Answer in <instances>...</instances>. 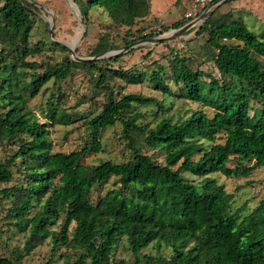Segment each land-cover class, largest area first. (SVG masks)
Returning a JSON list of instances; mask_svg holds the SVG:
<instances>
[{
  "label": "trees",
  "instance_id": "trees-1",
  "mask_svg": "<svg viewBox=\"0 0 264 264\" xmlns=\"http://www.w3.org/2000/svg\"><path fill=\"white\" fill-rule=\"evenodd\" d=\"M72 2L85 21L89 11L101 8L116 25L127 28L149 13L148 0ZM35 10L25 0H2L0 5V143L20 142L0 163V181L12 183L0 190V196L12 203L6 217L14 219L21 230L28 229L24 254L49 239L53 253L60 247L71 250L73 261L61 254L62 264H112L114 250L124 239L134 264H264V200L242 216L244 206L232 210L233 194L210 176L245 178L264 168V31L253 32L234 15L226 19L224 13L216 19L212 11L197 27L206 32V43L215 51L211 59L220 78L191 69L177 54L169 73L160 67L147 78L164 96L212 110L211 117L193 111L188 118L172 122L161 113L166 110L162 102L134 93L118 94L116 99L113 90L103 86L107 73L98 66L99 56L116 49L104 36L91 52L95 59L78 62L67 57L64 67L47 65L36 72L39 66L27 61L41 50L28 46ZM186 23L183 19L170 28ZM52 44L67 51L62 44ZM70 68L97 71L96 88L106 89L108 97L101 111L88 120L90 139L83 147L69 153L52 152L50 124H67L73 115L50 102L46 120L40 122L28 109V102L49 82L56 85L65 79ZM107 72L130 83H141L143 78L137 72ZM26 74H30L28 81H24ZM166 79L178 87L177 92ZM252 102L260 109L253 108ZM150 103L157 105L155 124L140 125L141 113L134 111V105ZM117 121L131 150L128 160L83 164L82 157L101 151V131ZM134 134L142 136V144L163 151L164 163L143 154ZM218 139L222 143H216ZM200 140L212 145L207 149ZM232 157L254 164L229 168ZM184 172L201 181L184 178ZM110 177L118 179L119 187L107 190L94 203L93 188ZM132 187L134 192L127 195ZM151 244L157 251L164 247L172 253L141 254ZM0 264L13 262L0 257Z\"/></svg>",
  "mask_w": 264,
  "mask_h": 264
},
{
  "label": "rangeland",
  "instance_id": "rangeland-1",
  "mask_svg": "<svg viewBox=\"0 0 264 264\" xmlns=\"http://www.w3.org/2000/svg\"><path fill=\"white\" fill-rule=\"evenodd\" d=\"M25 1L32 3L36 9L34 12L36 20L28 46L29 48L39 46L41 49L39 54L29 57L27 61L35 62L36 66H39L36 72H42L47 65L51 67L63 65L62 67H64L67 57L73 60L70 47L75 48L76 56L92 59L91 52L102 36L107 38L108 45L116 47L114 50L107 51L109 52L129 46H126L127 43L133 44L143 40L141 38L143 35H146L145 39H147L165 34L173 30L170 28L173 24L183 21L184 14L190 9L193 0H148V15L136 19L135 25L131 28L116 25L101 8H94L89 11L88 21H85L72 0ZM223 1L225 0L210 1L207 6L215 5L208 16L214 10L216 19L224 13L227 15L226 19H229V15H234L246 21L253 32L264 31V0H230L224 5ZM1 4L2 0H0ZM237 4L240 5L237 6ZM166 28L169 29L166 30ZM207 39L206 32H199V27H197L196 29L190 28L182 36L175 39L160 44L143 43L114 57L108 58L105 55L107 52H105L99 56L98 61V66L104 68L107 73V79L103 86H109L116 99L120 97L118 94L134 93L152 97L158 102H162L166 110L161 111V113L172 122L188 118L193 111H203L211 117L212 110L210 108L185 99H177L169 95L164 96L161 92L154 90L151 84L147 82L150 74L153 71H158L160 67L164 68L167 73L170 72L174 54L185 58L191 69L203 70L207 76L220 78L211 59L215 51L207 45ZM53 42L62 44L67 51L62 50L59 46H54ZM180 44L183 46L180 47ZM117 57H119L117 60H111ZM109 70L140 73L143 75L142 82L130 83L118 75H109L110 72H107ZM29 78L30 74H26L24 81H28ZM97 80V71H88L86 68H70V73L65 79L58 81L56 85L52 81L49 82L39 95L28 102V109L40 122H45L46 111L51 107L50 102H56L67 114L73 115L67 124H50L48 139L51 143L52 152L69 153L78 150L90 139L88 120L101 111L108 97L106 89L96 88ZM165 81L171 86L173 92L178 91V87L171 85L168 79ZM252 104L253 108L260 109L256 102H252ZM134 111L141 113V117L138 119L140 125L150 122L151 126H154V116L158 112L156 104L134 105ZM250 114L253 115L252 112ZM121 129L122 124L117 121L114 126L101 131V151L85 155L81 162L88 166H96L109 160L115 163L126 162L130 157L131 150L126 145L127 140L123 138ZM134 136H136L143 154L151 156L158 163H164L163 151L142 144L141 135L134 134ZM200 141L204 143V147L207 149L212 145L210 142ZM222 141L218 139L216 143H222ZM19 144L18 141L1 142L0 163H4ZM253 164V160L232 157L228 162V167L252 166ZM182 175L195 183L201 181V178L186 172ZM210 176L219 185H224L228 193L233 194L232 210L244 206L242 216L248 215L264 200V168L256 169L245 178H226L219 173L210 174ZM17 178L18 174L15 173V181ZM15 181L13 183L19 182ZM11 184V182L0 181V190L10 187ZM118 187V179L110 177L93 188L91 200L95 203L107 190ZM134 190L132 187L131 190L126 191L127 195L132 194ZM11 205L9 199L0 196V257L10 259L13 264H47L48 262H50L49 264H62L63 260L59 258L62 254L66 256L65 260L73 261L74 258L71 257L70 249L60 247L53 253L49 239L37 245L28 254H24V245L29 235L28 229L21 230L20 226L15 225L14 219L6 217ZM158 253L168 256L172 252L164 247L157 251L152 244L141 251V254L153 257ZM121 261L123 263H120ZM112 264H134V258L124 239L117 244L114 250Z\"/></svg>",
  "mask_w": 264,
  "mask_h": 264
},
{
  "label": "water",
  "instance_id": "water-1",
  "mask_svg": "<svg viewBox=\"0 0 264 264\" xmlns=\"http://www.w3.org/2000/svg\"><path fill=\"white\" fill-rule=\"evenodd\" d=\"M209 13H210V11L208 13L202 14L200 18L205 20L208 17ZM193 24H194L193 22L186 23L183 26H181L180 28L170 30V31H168L165 34H162L160 36L151 37V38H147V39H144V40L137 41V42H135L133 44H130L129 46H127L125 48H122V49H120L118 51H109V52L105 53V55L108 58L109 57H114V56H117V55H119V54H121V53H123V52H125V51H127V50H129V49H131V48H133L135 46H137V45L143 44V43L160 44V43H162L164 41H169V40L175 39L177 37L182 36L185 32H187L193 26ZM74 49L75 48H71V47L69 48L70 54H71L73 60L78 61V62H84V61L92 60V59H85V58H80V57L76 56ZM93 59H95V58H93Z\"/></svg>",
  "mask_w": 264,
  "mask_h": 264
},
{
  "label": "built area",
  "instance_id": "built-area-1",
  "mask_svg": "<svg viewBox=\"0 0 264 264\" xmlns=\"http://www.w3.org/2000/svg\"><path fill=\"white\" fill-rule=\"evenodd\" d=\"M210 1L212 2V0H193L192 1L190 5V9L186 11L184 14V19L187 20L188 23L189 22L194 23L191 29L197 28V26L203 23L204 20L200 18L201 15L211 11L213 6L215 5L214 4V5L207 6ZM179 46L182 47L183 44H180Z\"/></svg>",
  "mask_w": 264,
  "mask_h": 264
},
{
  "label": "crops",
  "instance_id": "crops-1",
  "mask_svg": "<svg viewBox=\"0 0 264 264\" xmlns=\"http://www.w3.org/2000/svg\"><path fill=\"white\" fill-rule=\"evenodd\" d=\"M240 5V4H237V6ZM235 6V5H234Z\"/></svg>",
  "mask_w": 264,
  "mask_h": 264
},
{
  "label": "bare ground",
  "instance_id": "bare-ground-1",
  "mask_svg": "<svg viewBox=\"0 0 264 264\" xmlns=\"http://www.w3.org/2000/svg\"><path fill=\"white\" fill-rule=\"evenodd\" d=\"M74 48V47H73Z\"/></svg>",
  "mask_w": 264,
  "mask_h": 264
}]
</instances>
